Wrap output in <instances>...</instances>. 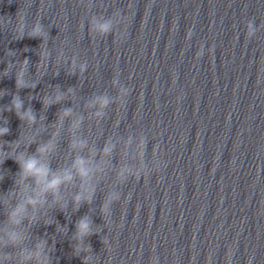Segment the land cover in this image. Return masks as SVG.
Listing matches in <instances>:
<instances>
[{
	"label": "clouds",
	"instance_id": "9594fccd",
	"mask_svg": "<svg viewBox=\"0 0 264 264\" xmlns=\"http://www.w3.org/2000/svg\"><path fill=\"white\" fill-rule=\"evenodd\" d=\"M122 22L119 12L113 16L105 18L103 15H93L89 20V31L101 37H106L113 33L114 30ZM26 25L23 16H19L15 28L16 38L22 39L25 36ZM260 28L255 26L254 21L249 20L246 24V37L251 39L255 37ZM27 36L30 38H40L42 40V51L40 52V61L37 66L46 67V62L50 56L44 45L48 37L44 25L37 19L30 29L27 30ZM191 32L188 33L189 37ZM126 32L117 34V41L124 38ZM203 46L197 52V57L202 55ZM211 52L212 49H209ZM59 56L57 59L59 60ZM29 61L24 59L19 62L18 70L15 72V82L17 90L23 88L34 89L36 82L26 79ZM71 74H75L77 67L76 60L71 61ZM7 69L5 73L7 74ZM87 69V63L79 65L80 73ZM113 84L118 87V99L121 107H124L126 98L129 96L131 89L121 84L119 79H114ZM74 90L68 89L66 92L61 91L59 87L54 89L53 94L45 93L42 96L41 103L43 109L50 108L54 104H61L69 95H73ZM115 101L106 94L94 96L87 103V108L92 109L90 117L101 122L107 115V109L113 105ZM4 111L14 112L16 117L28 128H34L37 120L43 121L44 117H37L33 108L24 107L23 100L18 94H14L11 102L5 107ZM74 110L71 107L62 108L56 117L54 127L47 140L38 141V133H26L23 137H19L13 141H4L0 139V165H3L7 159H12L18 165V171L12 177L13 185L7 191L0 195V208L3 209L5 219L0 224V249L9 248L13 252L19 250L15 264H52L50 253L46 251L48 243L46 240H39L31 248L24 247L26 234L22 229V225L27 222L29 225L39 223L47 210L58 208L64 211L67 207L62 189L66 186H77L76 193L72 196V207L74 211H78L84 204H90L95 196V181L98 175L103 174L108 159L112 157L117 150V144L122 143L125 153L134 156L139 163L146 156L148 140L144 135L138 138L131 136L113 141L106 138L102 147L96 149L89 148L88 140L77 135V132L84 124L85 116L76 115L74 118ZM66 119H70L69 130L72 138L69 141V147L73 152L77 153L72 163L67 167L52 166V157L57 149V137L60 130L64 126ZM8 121L5 119L3 126H0V138L10 134V128L7 126ZM35 144L34 152H28L27 149ZM89 149V155L84 156L81 153L84 149ZM23 149V150H21ZM158 147L153 145L151 150L152 157H160ZM150 158V159H151ZM166 167V161L159 158L155 159L151 167L146 164H140L134 168L131 164H122L117 172V178L120 182H127L130 179L140 180L143 176L148 177L153 172H160ZM5 176L0 175V182ZM77 181L79 182L77 185ZM121 199L119 191H111L105 197L101 211L104 216L111 215V206ZM47 223V220H45ZM92 221L88 216H82L75 225L74 239L76 245L74 254L79 255L81 251H90V245H84L83 241L86 237L93 234ZM62 230V229H61ZM104 243V240H102ZM13 259L12 252L0 251V264H11ZM91 257L85 256L84 264ZM151 264H156V258L153 257Z\"/></svg>",
	"mask_w": 264,
	"mask_h": 264
}]
</instances>
